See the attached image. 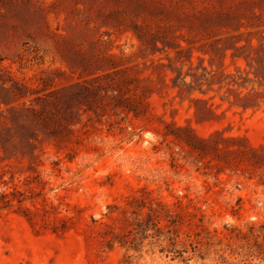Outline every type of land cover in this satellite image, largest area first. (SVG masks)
I'll return each mask as SVG.
<instances>
[{
	"label": "rangeland",
	"instance_id": "obj_1",
	"mask_svg": "<svg viewBox=\"0 0 264 264\" xmlns=\"http://www.w3.org/2000/svg\"><path fill=\"white\" fill-rule=\"evenodd\" d=\"M261 44L264 0H0V264H264Z\"/></svg>",
	"mask_w": 264,
	"mask_h": 264
},
{
	"label": "trees",
	"instance_id": "obj_2",
	"mask_svg": "<svg viewBox=\"0 0 264 264\" xmlns=\"http://www.w3.org/2000/svg\"><path fill=\"white\" fill-rule=\"evenodd\" d=\"M258 58H256V62L259 66L261 74L264 75V44H261L258 48ZM258 92L255 93H247L243 98V103H241L240 106H242L243 109L247 110L250 108H254L256 104H258Z\"/></svg>",
	"mask_w": 264,
	"mask_h": 264
}]
</instances>
